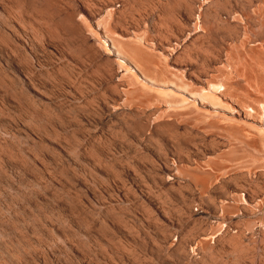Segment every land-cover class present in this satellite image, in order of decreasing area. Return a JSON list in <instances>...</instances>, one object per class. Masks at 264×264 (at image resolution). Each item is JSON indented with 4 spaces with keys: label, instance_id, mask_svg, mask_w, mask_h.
Returning <instances> with one entry per match:
<instances>
[{
    "label": "rangeland",
    "instance_id": "obj_1",
    "mask_svg": "<svg viewBox=\"0 0 264 264\" xmlns=\"http://www.w3.org/2000/svg\"><path fill=\"white\" fill-rule=\"evenodd\" d=\"M205 260L264 264V0H0V264Z\"/></svg>",
    "mask_w": 264,
    "mask_h": 264
},
{
    "label": "bare ground",
    "instance_id": "obj_2",
    "mask_svg": "<svg viewBox=\"0 0 264 264\" xmlns=\"http://www.w3.org/2000/svg\"><path fill=\"white\" fill-rule=\"evenodd\" d=\"M219 90H220V87H218V88H215V91H217V92H218ZM215 91H214V92H215ZM218 93H219V92H218ZM234 201H235V199H234ZM208 257H209V256H208ZM211 258H212V256L210 255V257H209V258H207V259H211ZM241 258H242V257H241ZM202 259H203V258H202ZM204 259H205V256H204ZM241 260H242V259H241ZM206 261H207V260H205V262H204V261H202V263H201V262H199V263H201V264H207V262H208V261H207V262H206ZM253 262H254V261H253ZM195 263H196V262H195ZM199 263H198V264H199ZM212 263H213V262H212ZM208 264H209V263H208ZM210 264H211V263H210ZM213 264H214V263H213Z\"/></svg>",
    "mask_w": 264,
    "mask_h": 264
}]
</instances>
